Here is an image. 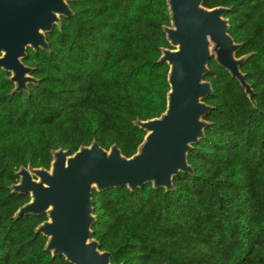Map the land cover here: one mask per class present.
<instances>
[{
	"label": "trees",
	"instance_id": "1",
	"mask_svg": "<svg viewBox=\"0 0 264 264\" xmlns=\"http://www.w3.org/2000/svg\"><path fill=\"white\" fill-rule=\"evenodd\" d=\"M230 10V34L251 53L241 69L255 90V108L240 82L210 59L214 92L209 125L189 152L194 174L174 188L152 182L93 190L92 237L113 264H264V0H205ZM73 14L47 33L50 50L28 49L37 83L15 91L0 68V264H72L45 250L36 232L47 214L15 218L28 193L13 192L21 166L50 168L52 150L74 153L95 139L128 157L146 130L135 122L167 109L173 48L167 0H71Z\"/></svg>",
	"mask_w": 264,
	"mask_h": 264
},
{
	"label": "water",
	"instance_id": "2",
	"mask_svg": "<svg viewBox=\"0 0 264 264\" xmlns=\"http://www.w3.org/2000/svg\"><path fill=\"white\" fill-rule=\"evenodd\" d=\"M70 1L0 0V68L11 73L12 92L38 82L24 59L29 48L50 50L47 33L73 14ZM204 1L167 0L171 24L164 30L173 48H163L159 59L170 66L167 109L159 117L135 122L147 132L135 154L124 155L117 144L106 149L94 139L74 153L62 147L52 150L50 168L29 164L16 171L19 181L9 188L28 193L30 200L14 217L47 214L35 230L47 237L45 250L53 256L62 255L72 264H113L109 251L92 237L94 189L127 185L135 190L152 182L170 190L179 172L194 174L188 155L205 137L210 123L205 117L213 109L204 100L214 92L205 79L210 59L237 79L258 107L241 69L251 53L237 56L242 43L230 34V8L207 7Z\"/></svg>",
	"mask_w": 264,
	"mask_h": 264
}]
</instances>
